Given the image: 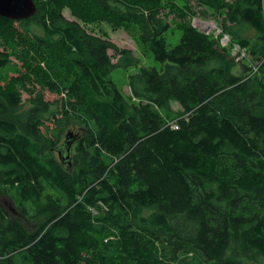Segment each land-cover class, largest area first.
Returning <instances> with one entry per match:
<instances>
[{
	"label": "trees",
	"instance_id": "16d2710c",
	"mask_svg": "<svg viewBox=\"0 0 264 264\" xmlns=\"http://www.w3.org/2000/svg\"><path fill=\"white\" fill-rule=\"evenodd\" d=\"M192 1L173 46L162 0H33L29 19L0 17V197L41 221L28 231L0 201L2 264H264V0ZM64 6L132 32L153 64L112 62ZM196 14L220 18L227 46ZM9 47L22 66L2 77ZM129 67L125 96L111 73ZM75 123L66 167L55 149Z\"/></svg>",
	"mask_w": 264,
	"mask_h": 264
},
{
	"label": "rangeland",
	"instance_id": "374dc122",
	"mask_svg": "<svg viewBox=\"0 0 264 264\" xmlns=\"http://www.w3.org/2000/svg\"><path fill=\"white\" fill-rule=\"evenodd\" d=\"M175 3L171 4L172 2ZM190 2L193 3L192 0H162V8H161V12L160 14L162 15V13H166L168 16L166 19V22L170 23L172 29L171 31L167 34V40L170 44V46H173L174 44H176L180 38V32L174 27L175 25L172 24L173 20L176 19L175 16L177 15L178 12H175V9H177V6H183L185 4V2ZM62 15L69 21H77L79 22L84 29L88 32L91 33L93 35L99 36L101 38H103L104 40H106L109 44L113 45L115 49L109 48L107 50L108 55L110 56L112 62H116L119 57H120V53L119 50H127L130 52V55L133 59L138 60L141 65H152V59L148 56V54H145L143 52V48L141 46V44L139 43V41L137 40L136 36L134 34H132V32H129L128 30L124 29L123 27H116L114 26L110 21L106 20V19H97L94 21H83L79 16L77 11H75L74 9H72L69 6H64L62 9ZM163 16V15H162ZM189 23L192 27H195L197 30H199L200 32H203L205 34H211L214 37H217L218 35H220V43L222 46H227V44L229 43V39L228 36H224L223 34H220L221 29H220V18L215 16H209L207 18L201 17L200 15L196 14L193 17H189L188 18ZM197 21H199L200 23L204 22V23H210L212 24L213 28L212 29H206L204 26H202L201 24H197ZM196 23V24H195ZM26 28L28 27L30 30V34H34V35H39L41 34V31L32 23L26 21L25 23ZM15 26H19V25H15ZM204 27V28H203ZM20 28V27H18ZM227 37V38H226ZM226 39V42H222V40ZM13 44H15V41L9 40L8 41V45L11 47L13 46ZM8 48L7 51L11 52L10 55V62L8 63V65L3 69L2 71V77H9V76H14L16 75L17 71L19 70V68H21L22 66V60L19 59V57L13 52L14 50L11 48ZM0 48L1 49H5L3 48L2 43L0 42ZM21 46H18V49H20ZM231 53L233 55H237L238 51H237V47L232 45L231 48ZM242 58L244 63L249 66H252L250 64V59L248 57V55L245 53V55L243 56V54L241 53V56L239 55V59ZM241 61V60H240ZM135 68L134 67H129V68H115L112 71V78L115 81L117 87L121 90V92L125 95V96H129L130 95V89L128 87V76L130 74H132L133 72H135ZM22 99L26 100L27 99V95L23 94L22 95ZM44 99L47 101H55L56 99H58V96L56 94H51L47 91L44 92ZM55 108V107H53ZM180 107L178 106L177 103L175 102H171L169 104V106L165 109V111L162 112L163 116H166L168 121H173V119H175L177 117V114H179L180 111ZM70 131L74 136H78L80 134V127L77 123H75V126H70L65 130V134ZM65 138H62V142L61 144L64 142ZM11 194V193H10ZM0 201L2 203V205L5 207V209L8 211L10 217L12 219H17L19 220L28 231H32V230H36L38 228V226L41 224L40 220L37 221H30L29 219L25 218L24 216H22L14 207V203L12 202V198H10V196H1L0 197ZM11 208H14V212L11 210ZM14 264H21L19 260L14 259ZM5 264H10L5 262Z\"/></svg>",
	"mask_w": 264,
	"mask_h": 264
},
{
	"label": "water",
	"instance_id": "95a60500",
	"mask_svg": "<svg viewBox=\"0 0 264 264\" xmlns=\"http://www.w3.org/2000/svg\"><path fill=\"white\" fill-rule=\"evenodd\" d=\"M36 13V5L33 0H0V17L10 20H25L29 19ZM64 142L55 151L58 154L60 161L70 167L69 151L71 145L76 140L70 131L65 134ZM14 212V208H11ZM0 264H2L0 262Z\"/></svg>",
	"mask_w": 264,
	"mask_h": 264
},
{
	"label": "bare ground",
	"instance_id": "6f19581e",
	"mask_svg": "<svg viewBox=\"0 0 264 264\" xmlns=\"http://www.w3.org/2000/svg\"><path fill=\"white\" fill-rule=\"evenodd\" d=\"M202 26H204L206 29H212L213 28V26H212V24H210V23H204V22H202V23H200ZM203 27V28H204Z\"/></svg>",
	"mask_w": 264,
	"mask_h": 264
},
{
	"label": "built area",
	"instance_id": "2783aa9c",
	"mask_svg": "<svg viewBox=\"0 0 264 264\" xmlns=\"http://www.w3.org/2000/svg\"><path fill=\"white\" fill-rule=\"evenodd\" d=\"M195 24H196V23H195ZM198 24H200V22H199V21H197V24H196V26H197ZM224 36H226V35H223V37H224ZM226 38H227V37H226ZM225 40H226V39L222 40V42H226Z\"/></svg>",
	"mask_w": 264,
	"mask_h": 264
},
{
	"label": "flooded vegetation",
	"instance_id": "af4514ba",
	"mask_svg": "<svg viewBox=\"0 0 264 264\" xmlns=\"http://www.w3.org/2000/svg\"><path fill=\"white\" fill-rule=\"evenodd\" d=\"M13 21V20H12Z\"/></svg>",
	"mask_w": 264,
	"mask_h": 264
}]
</instances>
